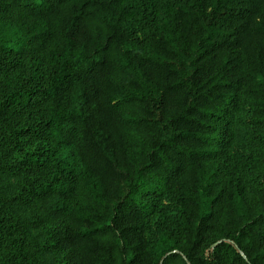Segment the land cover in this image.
I'll use <instances>...</instances> for the list:
<instances>
[{"label":"trees","instance_id":"obj_1","mask_svg":"<svg viewBox=\"0 0 264 264\" xmlns=\"http://www.w3.org/2000/svg\"><path fill=\"white\" fill-rule=\"evenodd\" d=\"M0 264H264V0H0Z\"/></svg>","mask_w":264,"mask_h":264},{"label":"rangeland","instance_id":"obj_2","mask_svg":"<svg viewBox=\"0 0 264 264\" xmlns=\"http://www.w3.org/2000/svg\"><path fill=\"white\" fill-rule=\"evenodd\" d=\"M18 177L3 175L0 173V205L15 220H24L31 214V210L25 209L12 198L17 189ZM45 236V229L31 228L27 234V246L24 253L37 264H55V256L41 249Z\"/></svg>","mask_w":264,"mask_h":264}]
</instances>
